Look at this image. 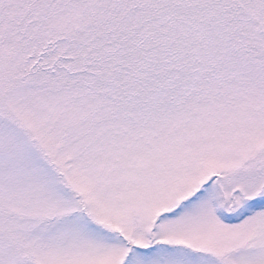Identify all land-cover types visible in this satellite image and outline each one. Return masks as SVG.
<instances>
[{
	"label": "snow or ice",
	"instance_id": "snow-or-ice-1",
	"mask_svg": "<svg viewBox=\"0 0 264 264\" xmlns=\"http://www.w3.org/2000/svg\"><path fill=\"white\" fill-rule=\"evenodd\" d=\"M0 264H264V0H0Z\"/></svg>",
	"mask_w": 264,
	"mask_h": 264
}]
</instances>
